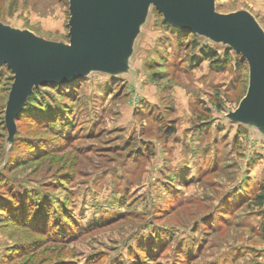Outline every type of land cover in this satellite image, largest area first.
Wrapping results in <instances>:
<instances>
[{"label":"rangeland","instance_id":"1","mask_svg":"<svg viewBox=\"0 0 264 264\" xmlns=\"http://www.w3.org/2000/svg\"><path fill=\"white\" fill-rule=\"evenodd\" d=\"M108 1L87 13L90 43L106 32L117 46L78 79L69 140L35 110L19 116L33 93L62 108L57 91L32 83L26 95L0 60V264H264V207L253 201L264 104L250 62L175 9ZM197 1L264 44V0ZM70 16V0H0V31L32 46L68 42ZM207 48L222 68L202 58Z\"/></svg>","mask_w":264,"mask_h":264},{"label":"water","instance_id":"2","mask_svg":"<svg viewBox=\"0 0 264 264\" xmlns=\"http://www.w3.org/2000/svg\"><path fill=\"white\" fill-rule=\"evenodd\" d=\"M124 1V0H120ZM142 1L153 2L157 5H165L172 9L193 17L203 23L217 28L222 36L231 42L222 32L223 29L239 32L244 38L243 49L236 45L248 59L252 67V84L258 100L264 104V44L258 39L254 31L245 23L234 18L214 12L210 7L205 6L197 0H134L137 5ZM108 0H70L69 20V46L63 55L56 58H44L36 49L31 48L27 43L29 37L22 35L25 43L19 40L18 34L12 36L0 31V60L6 62L17 74L25 87V94L28 95L32 83L36 84H62L68 83L82 77L88 56L93 48L100 45L90 43L91 32L87 26V13L97 4L111 6ZM102 44L114 45L106 32L98 33ZM111 39L109 42L106 40ZM106 42V43H105ZM117 45V44H116ZM95 50V49H94Z\"/></svg>","mask_w":264,"mask_h":264},{"label":"trees","instance_id":"3","mask_svg":"<svg viewBox=\"0 0 264 264\" xmlns=\"http://www.w3.org/2000/svg\"><path fill=\"white\" fill-rule=\"evenodd\" d=\"M201 56L202 58L213 61L217 68H222L223 64L225 63L224 58H221V55L216 50H213L210 48L204 49ZM225 57L229 59V54H226ZM235 60H236V64L240 66V63L242 61L240 60L239 55L235 57ZM77 81L78 79L68 82V83H62V84H50L49 83V84L44 85V86H50L54 88L57 91V93L61 96L60 104L62 105V108L56 109L54 107L55 104H53L52 106L50 105L49 107H47V110H46L42 104L34 102L33 97H35V95L37 94L33 93L31 95V100H29V105L31 106L29 110L30 112H28V110H25L24 108L20 112L19 116L21 117L26 113H32L31 111L35 110L33 112L34 114H31L30 116L31 118H33V121L43 123L45 127L51 129L55 134L59 135L63 140L64 139L65 141L69 140L72 137L64 136L65 135L64 132H66L65 129H68L70 126H72L71 115H70L71 113H70L69 104L67 103V101L69 100V98L75 95V92L77 90V86H76ZM36 92L39 93L40 95L42 94L44 95L42 91L38 90ZM43 97L46 99V95H44ZM168 130L169 132L170 131L173 132L174 128H169ZM253 201L255 205L259 207H264V182H262L257 188ZM261 228L264 230V225H262Z\"/></svg>","mask_w":264,"mask_h":264},{"label":"crops","instance_id":"4","mask_svg":"<svg viewBox=\"0 0 264 264\" xmlns=\"http://www.w3.org/2000/svg\"><path fill=\"white\" fill-rule=\"evenodd\" d=\"M15 33V32H14ZM18 34V38L20 41L25 43V39H23L21 36L22 35H27V33H15ZM32 36V35H31ZM29 39L27 43H31V37L28 36ZM70 37V35H69ZM69 42H59V43H52V44H35L32 46L30 44L31 48H34L37 50V52L42 55L44 58H56L58 56L63 55L67 47L69 46ZM100 45L98 48H93L91 54L88 56V66H86L84 73L82 75L85 76L88 72L89 69H101L104 68V66L107 67L106 62L110 63V59L113 56V50L116 49V44L114 45H108V44H98ZM113 47V48H112ZM95 49V50H94ZM109 75L116 76L115 73L112 71L109 72Z\"/></svg>","mask_w":264,"mask_h":264},{"label":"bare ground","instance_id":"5","mask_svg":"<svg viewBox=\"0 0 264 264\" xmlns=\"http://www.w3.org/2000/svg\"><path fill=\"white\" fill-rule=\"evenodd\" d=\"M222 32L225 34V37H228V39L231 40L233 44H236L240 47V49H243L245 46V41L239 32L226 29H223Z\"/></svg>","mask_w":264,"mask_h":264}]
</instances>
